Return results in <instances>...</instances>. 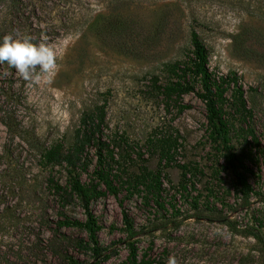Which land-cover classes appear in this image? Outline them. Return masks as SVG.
I'll return each mask as SVG.
<instances>
[{
	"label": "rangeland",
	"instance_id": "rangeland-1",
	"mask_svg": "<svg viewBox=\"0 0 264 264\" xmlns=\"http://www.w3.org/2000/svg\"><path fill=\"white\" fill-rule=\"evenodd\" d=\"M190 27L207 49L208 67L236 73L264 154V0H0V42L7 34H29L34 43H53L60 54V70L50 84H30L0 64V264L89 260L76 246L85 232L57 225L63 217L83 219L75 199L60 201L48 187L47 176L63 185L64 172L42 166L39 153L57 141L70 145L81 113L101 103L102 133L121 138L114 151L130 154L123 162L127 171L135 172L137 164L158 167L148 139L171 132L179 143L162 168L161 207L123 187L91 201L98 243L116 249L102 264L125 258L121 209L143 231L139 250L152 241L151 251L166 246L168 257L175 255L180 264H235L234 254L250 248L253 239L235 230L250 223L262 200L251 195L245 207L228 189L227 175L221 173L219 182L211 178L202 103L184 94L181 101L189 107L177 113L148 95V76L163 80L161 64L184 58ZM87 152L91 160L82 181L92 178L95 162L93 147ZM180 164L200 170L186 191L178 187ZM246 165L254 173L247 175L252 190L262 191L263 159ZM221 216L234 226L220 222ZM168 234L179 242L167 240Z\"/></svg>",
	"mask_w": 264,
	"mask_h": 264
},
{
	"label": "trees",
	"instance_id": "trees-1",
	"mask_svg": "<svg viewBox=\"0 0 264 264\" xmlns=\"http://www.w3.org/2000/svg\"><path fill=\"white\" fill-rule=\"evenodd\" d=\"M188 42L189 49L183 59L161 64L163 80L158 75L148 76V95L161 102L165 110L173 107L177 113L189 107L181 101L184 94L191 93L202 103L205 138L210 149L209 155L213 157L211 178L217 177L216 182H219L221 173L227 175L228 189L233 190L236 198L245 207L248 206L251 195L261 197L262 200L260 209L251 213L250 223L235 230V233L253 239L250 248L244 253L234 254L235 264H264V189L253 191L247 181V175L254 173L246 162L257 163L259 156L264 161V154L259 149V141L251 125V112L246 107L243 89L238 83L236 73L221 74L208 67L207 49L193 27L188 30ZM104 118L103 103L83 111L70 145L64 146L57 141L43 147L39 153L42 166L57 165L65 175L63 185L47 176L48 187L60 201L72 202L75 199L83 214V219L63 217L57 222L58 226H75L85 232V238L78 239L76 246L79 251L88 255L89 260L82 263L76 258L68 257L67 264H102L116 253L113 246H102L98 243L96 233L100 226L90 208L92 200L106 194L114 196L123 187L128 195L141 194L146 202L152 201L157 206H162L159 202L161 180L166 178L162 168L169 164L178 149L176 133L170 132L148 139L150 150L157 154L158 167L152 170L143 164H137L135 172L127 171L123 162L129 159L130 154L124 150L117 155L114 151V148L121 146L122 140L120 137L116 141L104 137ZM88 147H93L95 162L91 170L92 178L82 181L80 173L86 170L91 160L88 157ZM141 155L138 153L139 157ZM178 168V187L186 191L187 186H193L192 179L200 170L195 165L190 169L187 165L180 164ZM120 218L121 231L124 234L120 242L126 251L120 264H166L168 247L163 246L153 252L152 241H149L146 247L139 250L137 244L143 231L134 228L123 209L120 211ZM218 220L226 226H234L225 216ZM165 238L179 242L176 236L168 234Z\"/></svg>",
	"mask_w": 264,
	"mask_h": 264
},
{
	"label": "clouds",
	"instance_id": "clouds-1",
	"mask_svg": "<svg viewBox=\"0 0 264 264\" xmlns=\"http://www.w3.org/2000/svg\"><path fill=\"white\" fill-rule=\"evenodd\" d=\"M60 58L56 46L47 40L33 42L29 34H7L0 42V64L7 63L26 82L51 83L60 70ZM167 264H180L175 255H170Z\"/></svg>",
	"mask_w": 264,
	"mask_h": 264
}]
</instances>
